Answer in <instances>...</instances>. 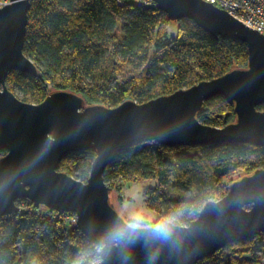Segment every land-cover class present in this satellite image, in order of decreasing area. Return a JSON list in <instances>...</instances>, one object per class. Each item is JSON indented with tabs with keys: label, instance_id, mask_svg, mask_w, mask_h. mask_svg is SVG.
Masks as SVG:
<instances>
[{
	"label": "water",
	"instance_id": "95a60500",
	"mask_svg": "<svg viewBox=\"0 0 264 264\" xmlns=\"http://www.w3.org/2000/svg\"><path fill=\"white\" fill-rule=\"evenodd\" d=\"M32 0L0 8V217L19 212L18 201L58 213H75V226L100 247L99 264H196L228 246L264 232V168L232 180L226 194L208 201L190 225L165 218L134 223L112 204L104 171L135 142L164 147L216 143L264 146V35L203 0H152L171 22L188 18L214 38L247 45V67L139 103L89 104L55 90L40 103L19 99L6 86L12 70L37 75L23 52ZM223 96L235 120L223 127L200 123L205 102ZM96 156L86 182L59 170L73 152Z\"/></svg>",
	"mask_w": 264,
	"mask_h": 264
},
{
	"label": "trees",
	"instance_id": "16d2710c",
	"mask_svg": "<svg viewBox=\"0 0 264 264\" xmlns=\"http://www.w3.org/2000/svg\"><path fill=\"white\" fill-rule=\"evenodd\" d=\"M127 4L119 5L118 0H32L23 52L38 73L12 70L6 86L31 104L42 102L52 91L68 90L81 95L87 105L115 107L125 100L142 103L247 67L243 42L216 39L188 18L177 21L176 33L170 34L167 14L155 6ZM120 62L134 74L124 77ZM257 109L264 111V105ZM198 119L211 127H223L234 122V106L223 96H214L205 102ZM95 156L93 150L70 153L61 160L59 170L86 182ZM247 168L248 173L264 168V146L224 142L164 147L146 140L119 153L105 169L104 181L112 187L114 181L125 178L156 180L158 185L144 190L148 208L183 226L197 218L206 202L226 194L229 183L224 184L225 177ZM170 188L179 195L172 196L167 191ZM22 201L26 200L18 203ZM29 203L30 207L19 208L15 215L0 217V264L98 262L100 247L67 220L72 214ZM261 240L264 232L230 243L218 257L196 264H235L231 255L235 247L244 250Z\"/></svg>",
	"mask_w": 264,
	"mask_h": 264
},
{
	"label": "rangeland",
	"instance_id": "374dc122",
	"mask_svg": "<svg viewBox=\"0 0 264 264\" xmlns=\"http://www.w3.org/2000/svg\"><path fill=\"white\" fill-rule=\"evenodd\" d=\"M124 1L131 2L132 0H124ZM177 28H178L177 22H174V23L171 22L167 24V31L170 34L176 33ZM119 66H120L119 69L123 72L124 77H128V76L130 77L132 76V73L134 74V71L129 70L127 68V65L124 62H120ZM17 94L19 95L18 92ZM247 173H248V168L237 170L234 174L228 177H225L224 184L226 185L230 183L232 180H235L239 176L245 175ZM119 180L120 181H114L111 187L112 204L117 208L118 212L122 216H124L126 219L130 221H135L136 223L150 225L151 223L158 222L161 216L157 214L155 211H153L151 208H148V205L146 204L145 193H144V190L146 187L148 186L155 187L156 185H158V182L154 179H148L145 181H137V182H135L134 178H125V179H119ZM167 191H169V193L172 196L179 195V192L176 191L174 188L167 189ZM18 207L21 209H27V207H30V203L28 200L22 201L18 203ZM42 210H45V209H42ZM69 214H72V215L69 218L66 217L67 220L70 222L71 221L75 222L76 220L75 213L71 212ZM237 247H235V250L238 249ZM232 248L234 247H231L230 249ZM230 249L229 251H231ZM99 260L98 262H96V264L100 263Z\"/></svg>",
	"mask_w": 264,
	"mask_h": 264
},
{
	"label": "built area",
	"instance_id": "2783aa9c",
	"mask_svg": "<svg viewBox=\"0 0 264 264\" xmlns=\"http://www.w3.org/2000/svg\"><path fill=\"white\" fill-rule=\"evenodd\" d=\"M210 2L217 9H221L230 14L234 19L242 22L249 29H254L262 36L264 35V0H203ZM12 0H0V8L10 4ZM133 4L141 7L155 6L152 0H132ZM119 5H128L124 0H118ZM156 7V6H155ZM73 222V221H72ZM221 250L207 257L202 261L214 259L219 256ZM235 264L245 259V263L240 264H264V240L255 241L254 244L244 250L231 252Z\"/></svg>",
	"mask_w": 264,
	"mask_h": 264
}]
</instances>
